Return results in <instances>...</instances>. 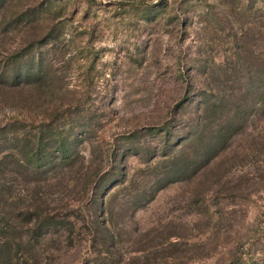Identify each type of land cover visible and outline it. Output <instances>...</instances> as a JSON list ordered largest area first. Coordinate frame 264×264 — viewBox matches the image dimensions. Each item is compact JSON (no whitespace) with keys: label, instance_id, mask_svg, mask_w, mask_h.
Listing matches in <instances>:
<instances>
[{"label":"rangeland","instance_id":"rangeland-1","mask_svg":"<svg viewBox=\"0 0 264 264\" xmlns=\"http://www.w3.org/2000/svg\"><path fill=\"white\" fill-rule=\"evenodd\" d=\"M0 177V264H264V0H0Z\"/></svg>","mask_w":264,"mask_h":264},{"label":"trees","instance_id":"trees-1","mask_svg":"<svg viewBox=\"0 0 264 264\" xmlns=\"http://www.w3.org/2000/svg\"><path fill=\"white\" fill-rule=\"evenodd\" d=\"M35 61H31L26 67L25 69L24 68H21V66L19 65H16V64H12L11 68H10V72L7 76V79L8 78H11V83L13 84H20L22 81H31L33 78H36L38 77V75H40L41 73V69H40V62L37 64V68H33L34 65H35ZM60 151V155L63 157V158H70L71 154H70V150L66 147L65 143H61L60 146H59V149ZM17 155V154H15ZM43 168V166H40L39 168ZM107 176V174H103L101 178H105ZM1 178V177H0ZM175 179H171V180H168V182H173L175 181ZM98 185H95L93 188H92V192H93V196L96 195V191L98 189ZM5 184L4 183H0V192H2L4 189H5ZM162 187L164 186H160L159 189H161ZM56 224L58 225V222H56ZM0 230H2V228H0ZM4 253V247H3V244L0 243V255ZM232 264H240V260L239 258Z\"/></svg>","mask_w":264,"mask_h":264}]
</instances>
